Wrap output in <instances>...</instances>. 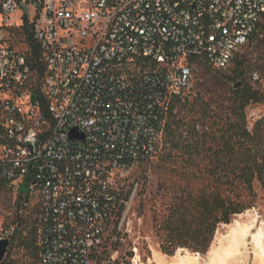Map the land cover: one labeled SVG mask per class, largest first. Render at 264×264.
<instances>
[{
    "label": "built area",
    "instance_id": "obj_1",
    "mask_svg": "<svg viewBox=\"0 0 264 264\" xmlns=\"http://www.w3.org/2000/svg\"><path fill=\"white\" fill-rule=\"evenodd\" d=\"M263 19L264 0H0V184L35 196L40 264H114L130 177L156 156L191 60L229 68ZM24 29L40 75L12 44Z\"/></svg>",
    "mask_w": 264,
    "mask_h": 264
},
{
    "label": "trees",
    "instance_id": "obj_2",
    "mask_svg": "<svg viewBox=\"0 0 264 264\" xmlns=\"http://www.w3.org/2000/svg\"><path fill=\"white\" fill-rule=\"evenodd\" d=\"M261 30L264 19L253 37ZM13 42L23 43L32 69L40 75L43 65L29 32L24 29ZM191 61L221 73L202 59ZM251 67L243 57L235 59L230 79L233 84L238 79L241 83L232 89L231 105L227 108L211 111L203 103L201 113L191 105L190 110L183 111L182 107L190 101L189 94L182 92L170 98L155 156L158 188L168 201L163 210L154 211L152 218L159 249L165 254L172 255L178 249L206 253L220 224L264 204V116L249 123L246 113L250 104L264 102V87L255 88L244 79V73ZM192 111L199 114L198 119L188 118L186 113ZM142 163L147 162L139 164ZM4 191L10 190L1 183L0 193ZM28 200V196L20 195L17 207L24 208ZM33 207L36 215L33 221L31 213H16L10 222L14 228L7 229L11 243L6 251L7 264H11L8 255L14 245L25 253L26 264H40L37 201ZM93 259L99 261L100 256L93 254Z\"/></svg>",
    "mask_w": 264,
    "mask_h": 264
},
{
    "label": "rangeland",
    "instance_id": "obj_3",
    "mask_svg": "<svg viewBox=\"0 0 264 264\" xmlns=\"http://www.w3.org/2000/svg\"><path fill=\"white\" fill-rule=\"evenodd\" d=\"M27 13L30 18L34 17V9L32 6H27ZM23 11L13 13L11 15V21L22 23L21 16ZM254 44L243 48L234 58L229 68L221 70V73H214L212 69H209L200 63H198L193 70L192 75V86L189 89L184 90L185 93L189 94V102L187 106L182 107L183 111L193 106V109L198 110L200 113L203 103L208 105L211 111H216L218 107H229L231 105L232 89L234 88L233 81L230 79L234 74V64L236 58L243 57L249 64L252 65L249 71L244 73V79L248 81L255 88L263 89L264 87V30L259 31L258 36L253 37ZM13 45L21 50L25 49V46L21 42H13ZM255 71L259 75L258 82H253L250 72ZM241 83V80L238 79ZM195 103V107L194 104ZM191 105V106H190ZM201 106V107H200ZM223 106V107H222ZM181 108V106H179ZM190 110V109H189ZM212 113V112H211ZM247 118L249 123L260 117L264 116V102L263 103H252L246 108ZM188 118L199 117L198 113L188 112L186 113ZM196 119V122L200 123ZM157 159L154 157L147 163L139 164L132 176L134 185L137 184L135 190V196L133 198L132 209L130 213V221L128 225H125L127 232L123 233L121 240L117 243L112 244L109 251V257H115L114 264H120L121 262H128L133 264V259L138 254L139 260L143 264H154L152 262V254L158 253L165 259L172 256L185 255L187 252H192L188 249H178L172 255L165 254L160 251L158 241L153 229V213L154 211L163 210L164 204L168 201V197L165 196L164 191L158 188L159 173L157 172L156 162ZM155 163V164H154ZM132 185V187H134ZM23 196L16 190L4 191L0 193V228L2 230L13 229L14 225H10V222L14 219L15 214L22 213L23 215L29 214L32 221L35 219V196L29 197L27 206L24 208L17 207V200ZM20 203V202H19ZM251 219H255L258 224L263 225L264 228V204L259 205L255 208L248 209L239 215H235L231 221L227 224H220L215 232L213 241L210 245L215 244V239L229 233V225H234L239 220L241 222H248ZM7 234V233H5ZM11 245L9 241V246ZM7 248V249H8ZM133 248H137L136 251ZM210 249V248H209ZM7 251V250H6ZM152 251V252H151ZM209 251V250H208ZM197 253L198 261L201 264H205L208 260L207 253ZM115 255V256H114ZM151 258V259H150ZM9 262L11 264H26L28 258L25 253L18 250L16 245L11 249L8 255ZM151 260V261H150ZM251 258L248 264H251ZM92 264H101V257L99 261L93 260Z\"/></svg>",
    "mask_w": 264,
    "mask_h": 264
},
{
    "label": "bare ground",
    "instance_id": "obj_4",
    "mask_svg": "<svg viewBox=\"0 0 264 264\" xmlns=\"http://www.w3.org/2000/svg\"><path fill=\"white\" fill-rule=\"evenodd\" d=\"M235 221L234 225L228 224L229 233L215 239L216 243L210 247L205 264H248L250 258L251 264H264L263 225L250 218L248 222ZM152 255L154 264H201L197 253L187 252L183 256L177 253L168 259L158 253ZM133 264H143L138 254L133 259Z\"/></svg>",
    "mask_w": 264,
    "mask_h": 264
},
{
    "label": "water",
    "instance_id": "obj_5",
    "mask_svg": "<svg viewBox=\"0 0 264 264\" xmlns=\"http://www.w3.org/2000/svg\"><path fill=\"white\" fill-rule=\"evenodd\" d=\"M238 85H239V82L235 83L234 87H237ZM69 134L71 137H74L76 135L75 129L71 130ZM8 245H9V239L8 238L0 239V261H2L4 259Z\"/></svg>",
    "mask_w": 264,
    "mask_h": 264
}]
</instances>
